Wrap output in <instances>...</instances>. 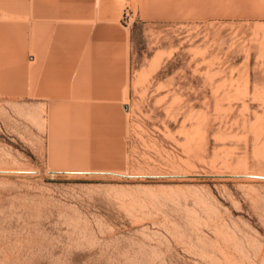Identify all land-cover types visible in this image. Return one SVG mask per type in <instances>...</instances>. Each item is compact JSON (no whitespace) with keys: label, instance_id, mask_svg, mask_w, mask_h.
Returning <instances> with one entry per match:
<instances>
[{"label":"rangeland","instance_id":"rangeland-1","mask_svg":"<svg viewBox=\"0 0 264 264\" xmlns=\"http://www.w3.org/2000/svg\"><path fill=\"white\" fill-rule=\"evenodd\" d=\"M87 1L0 0V264H264V0Z\"/></svg>","mask_w":264,"mask_h":264},{"label":"crops","instance_id":"crops-1","mask_svg":"<svg viewBox=\"0 0 264 264\" xmlns=\"http://www.w3.org/2000/svg\"><path fill=\"white\" fill-rule=\"evenodd\" d=\"M86 5L88 8H92L86 12L87 17H91L89 20L112 24L120 21L124 0H91L87 1ZM79 6L80 0H23L22 14L26 18V22L37 23V29L40 32L46 28V24L63 21L64 14L69 17V19H66L67 21H79ZM52 33L54 34L51 38L56 39V32ZM39 38L46 39L47 36H41L40 33ZM52 49L54 50L47 53H59L56 42L54 45L52 44Z\"/></svg>","mask_w":264,"mask_h":264},{"label":"built area","instance_id":"built-area-1","mask_svg":"<svg viewBox=\"0 0 264 264\" xmlns=\"http://www.w3.org/2000/svg\"><path fill=\"white\" fill-rule=\"evenodd\" d=\"M134 12L129 6H125L122 13V21L125 22V24H130L134 20Z\"/></svg>","mask_w":264,"mask_h":264}]
</instances>
